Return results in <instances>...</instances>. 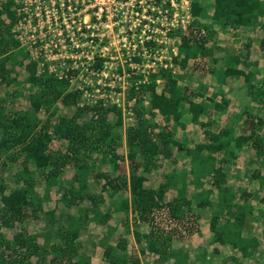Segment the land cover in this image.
<instances>
[{
	"label": "rangeland",
	"instance_id": "rangeland-1",
	"mask_svg": "<svg viewBox=\"0 0 264 264\" xmlns=\"http://www.w3.org/2000/svg\"><path fill=\"white\" fill-rule=\"evenodd\" d=\"M2 1L4 0H0V2ZM14 2L16 3L17 13L22 15V17L18 24L12 27L10 32L11 38L19 42L18 45L13 48V53L8 60L5 61V58L0 56V63L2 61L7 70L4 79H1L0 74V112H2L3 116L11 118L26 113L35 118L38 124L37 128L47 124L49 127H52L58 121V118L65 117L69 119L77 113L78 108H82L83 112L75 119L79 123L96 119L100 113L106 114L110 123L115 124L118 118L116 110L120 109L121 125L113 131V134H119L115 149V154L119 158H116L115 162L109 161L114 156L112 152L103 153L99 150L91 151L88 155L87 162L92 173L87 175V188L92 189L94 195L100 194L102 196L101 186L104 184L102 183L103 179H100L101 181L93 179L95 173L108 174V170L112 171L116 167V171L125 172L126 174L125 170H127V167L129 168V161L126 159L127 145L125 137L127 128L132 126V123L137 122L136 108L142 112L139 121L148 125L151 132L158 133L165 130V117L158 110L151 111L149 105L150 92L147 90L143 91L140 85L138 89H135L137 91L136 97L140 98H138L140 100L139 103L127 100L126 97L124 100V107L126 109L123 110V105H118L114 101L116 100L114 99V92H118L121 89L127 91V88L132 83L130 78H124V80L115 79L116 74L119 75L120 73L121 76L122 71L127 73L125 71L127 68H122L120 65L121 63L125 67L128 66L123 59L120 61V57L124 52L120 46H123L121 44L125 41H136L140 30L142 35L150 36L155 40V44L149 47L148 51V58L157 61L155 68L157 69V66H159L161 57L167 58L165 59L167 61H171L167 68L170 69L172 75L178 81L179 85L174 90L180 92L183 101L186 98L195 100L196 95L204 96L207 85L209 86L210 83L207 81L205 84L203 80L205 76L213 73L214 63L221 66L219 68L221 71L217 75H220L225 67L228 66H235L239 69L243 68L250 74V80L247 82L238 79L239 76L237 75L231 77L236 80L234 88L230 87L228 90L221 91L220 97L214 94L207 97L206 101L209 99V107L213 106L214 102H216L218 105H222L224 109L230 105V109L229 113L224 112L223 109H216V111L225 113V116L221 118L217 114V118H211V125L207 129L205 126H200L202 130L200 135L207 136L208 131L218 132L222 129L232 130L234 136L244 134L245 132L242 131V128L249 126L251 120L256 122L259 118L262 121L256 126V132L259 136L264 137V67H260L264 64V50H262L264 48V43L262 42V40L264 41V37L262 40L260 38L258 40L254 39L255 36L258 38L261 32V34H264V0L260 1L261 15L253 24L247 27L229 26L226 19L224 22L212 23L211 19L206 16L207 13L202 14L203 18L193 17L191 14L189 15L192 0H14ZM199 2L201 3V0ZM213 5V0H209L205 5L207 6L208 13L212 12ZM95 16L101 21L102 27L95 25L97 24ZM142 19L147 20L146 24L138 25ZM105 22L107 23L104 24ZM89 23H93L94 25L93 29H90L94 37H91L83 30V26ZM202 24H205L207 29ZM247 29H250V31H248L247 38H245L241 31ZM189 31L192 32L193 38H200L201 41L204 39L205 51L199 53L197 57L189 59L184 65L179 62L175 63L173 57L179 50L181 35ZM251 37L253 38L251 39ZM90 38H94V41H90ZM95 38H98V40ZM100 38H103L102 42L107 47L99 46ZM109 41H111V46H108ZM96 49L104 50L103 55L106 57L100 58V61L103 60L102 64H106L109 72L107 78L101 80L100 83L95 81L96 77L92 73V71H97V68H101L100 63L98 64V61L94 60L91 56ZM253 51H256V53L260 51V56L263 55L262 60L258 58L253 59V57H256L252 55ZM98 52L101 53V51ZM110 54H118V58L109 59ZM232 56H237L239 61H233L234 57ZM30 59L37 60L35 68L36 76L45 72L51 75L52 72H55L64 77V74L70 72L68 80L63 79L67 83L66 90L78 93L77 104H66L60 97L51 106H47V108L42 107L38 112L32 113L31 100L34 94L37 93L38 87L26 81L27 71L23 65ZM215 59H218V61L213 63ZM139 69L141 70V68ZM8 79H10L9 83H7ZM87 79H91V81ZM164 84L163 80L157 79L156 91H162ZM201 84L205 85L201 86ZM97 87L100 91H93ZM85 88L89 91L84 95L83 90ZM199 89L203 91L202 94ZM242 89L243 91L247 89V92L243 95V101H239L237 92L242 91ZM104 94L108 95L104 96ZM245 98L247 99L246 101L244 100ZM187 100H185L183 105L185 110L189 105ZM93 105H101L102 108L95 113V110L91 108ZM128 108L132 109V114L127 113ZM181 123L172 131V137L176 138L181 144L182 149H178L176 146L175 148H173L174 146H169V154L167 156L159 155L154 168L145 172L141 166L138 171L143 175L148 173L150 178L147 177V180L161 183L166 174L174 172L177 169L186 171V168H189L190 171L186 173L188 179L192 180L194 184L195 182L198 184L200 176L203 179L205 178V174L210 175L212 182H207L210 184H204L202 188L210 189L212 187L218 193L215 185H213L214 177L212 175V171L219 161V158L215 157L217 154L213 157L208 154L209 157L207 159L200 157V152L196 149L198 139L193 137L195 134L192 130L193 126H184L183 121ZM169 126H172L171 123H169ZM170 129L168 127V130ZM205 130L208 131L206 132ZM228 139L230 138L227 137L226 140ZM66 145L65 139L54 138L49 143V150L51 152H56L57 150L64 152ZM244 149L245 153L239 156L237 161L239 162V167L236 166V162L222 165L224 172H229V175L225 174L226 179L228 178V182L233 183L234 187H238L236 185L237 179L231 177V174L236 173L237 170L241 171L243 175L242 180L244 178L246 180L249 177L253 180L256 173L264 175V142L262 153H260L261 157L256 154L255 149L249 143H247V147ZM11 152H3L0 156V184L5 187L4 194H10L16 188L22 187L24 184L23 177L33 178L34 184L31 189L34 194V201L41 203L42 211L38 213L37 217H30L22 223L15 222L12 227L6 228L0 226V235L5 239L11 238L17 232H22L40 251L44 250L45 247L47 249V246L50 244H60L63 242L61 238L64 232L63 229L66 228L68 222H72V220L78 218L80 214L79 210L83 212L87 211L90 221L85 223V227L79 229L76 242H78V252L80 255H87L89 258H93V255H95L99 259L106 244L111 245V242H117V239H114L116 235L114 232H111L109 224L114 227L115 231V223L120 222L119 228H122V230L120 229V234H125V225L129 222V215H122L120 217L119 213L113 211V209L115 206H118L122 198L129 196L127 190L117 195L113 209L111 205L108 207L96 206L89 200L68 208L64 205L61 194L68 186L74 188L79 186L77 183L71 182L74 173V168L71 165L65 166L58 175L56 184L50 186L45 183L34 164H29L28 171L25 172L23 171L24 162L22 157L14 161L9 159L8 154H11ZM218 156L221 157L220 154ZM120 172L118 174H121ZM196 172L201 173V175ZM178 175L180 176V174ZM97 182H101L102 184H96ZM192 186V184H188L189 195L195 189ZM99 188L100 191L97 193L95 190ZM241 191L236 189L234 193L237 196L236 202L242 207L247 208L249 206L250 210V205L258 209L260 208L258 206L264 205V203H261L264 200V191L261 195L252 196V193H249L250 196L245 197L243 195L244 197L239 198L242 193ZM175 193L174 190L167 191L164 196V202L173 198ZM251 196L252 199L249 201L248 198H251ZM106 198L107 193L104 197L105 201L108 200ZM2 205L0 194V207ZM231 207L235 209V206L231 205ZM253 207L252 211L250 210V213L247 214L250 218L254 217V215L252 217L251 213L254 214L256 212L257 214V211ZM52 210L54 212L53 215L49 216L44 213L46 211L51 212ZM107 212L110 213L107 220L108 225H101L96 221H91L93 215H103L107 214ZM261 214L264 215V210L261 211ZM228 216V218L232 217L229 214ZM131 218H133L132 214ZM155 221L159 223L160 228H167L169 219L165 209L158 211L155 215ZM192 222L189 220V225H192ZM116 234L118 235V233ZM143 234H145V242L148 244L149 237L146 236L147 233ZM131 245L134 247L135 244H129V248ZM161 249L164 250L165 254L173 251V249L167 246ZM52 255L32 256L29 258V262H25V264H50ZM97 264H101V261Z\"/></svg>",
	"mask_w": 264,
	"mask_h": 264
},
{
	"label": "trees",
	"instance_id": "trees-1",
	"mask_svg": "<svg viewBox=\"0 0 264 264\" xmlns=\"http://www.w3.org/2000/svg\"><path fill=\"white\" fill-rule=\"evenodd\" d=\"M199 1L192 0L190 7L191 16L203 18V15L207 13L206 16L211 19L212 23L224 22L226 19L229 26L247 27L253 24L261 15L260 1L262 0H213L214 5L211 13L207 12V6H205L209 0H201V3ZM21 17L22 15L17 13L14 0L0 2V56H3L5 61L9 59L13 53V48L19 43L11 38L10 32L12 27L18 24ZM202 25L207 29L205 24ZM202 40L193 38L190 31L184 35L182 34L181 44L177 54L173 57V61L184 65L189 59L197 57L201 52L203 53L205 47L204 39ZM262 42L264 43L263 40ZM180 57L181 59H179ZM232 57H234L233 61H239L237 56ZM23 65L27 71L26 81L38 87L37 93L34 94L31 100L32 113L38 112L42 107L51 106L60 97L66 104H77L78 93L66 90L67 83L63 78L59 79L54 73L50 75L47 74L48 72L36 76L37 60L30 59ZM0 71H2L0 73L1 79H4L7 70L2 61L0 63ZM236 75L239 77L243 76L244 81L250 80V74L244 69L228 66L217 76L218 84L224 83L225 79L222 78H231ZM157 79H161L165 83L160 92L156 91ZM9 81L10 79L7 80V83ZM178 85L177 79L168 68H159L157 72L149 73L148 82L140 85L143 91L147 90L150 92L149 105L151 111L158 110L165 117V130L158 133L151 132L148 125L139 121L142 112L136 108L137 122H139L127 128L125 137L127 144L126 158L129 161L130 169L128 180L125 177L122 179L109 177L107 173H95V176L92 174L93 179L100 180L105 178V182L101 187L107 193V197H114L117 191L128 189L130 197L122 198L115 209L127 214V216L130 212L134 222L148 224L149 231L146 236L149 237V242L147 249L157 253L161 252V248L166 247V244L172 238L184 239L195 232L198 229L197 220L199 217L192 211L191 200L186 195L187 187L183 177H180L175 172H170L165 175L163 182L159 184L157 189H152L143 187L142 183L145 180V176L138 174V170L141 166L145 172L154 168L159 155L167 156L169 154V146H176V148L182 149L181 144L172 137V131L182 122L183 116H187L191 123L204 127L206 123L200 121L201 114H207L210 107L224 109L222 105H218L216 102H214L213 106L205 107L202 100L196 102L193 99L189 100V98H186L189 105L185 110L183 105L186 99L183 101L180 92L174 90ZM136 93L137 91L131 88L128 92L127 100L139 103L140 98L136 97ZM91 108L96 113L102 106L93 105ZM77 110V113L69 119L60 117L52 127L47 124L39 128H37L38 124L35 118L29 114L24 113L7 118L0 112V156L3 152L9 153V151H12L11 154H8L9 159L14 161L22 157L24 162L23 171L25 172L28 171L29 164H34L45 183L50 186L56 184L57 177L62 169L71 165L74 168L71 182H75L79 186L77 188L71 186L65 188L61 194L64 205L71 208L85 200H89L96 206H100L104 201V197L100 194L94 195L92 189L87 188L88 181L86 178L89 173H92L87 162L88 155L91 151L99 150L103 153L112 152L114 156L109 161L115 162L116 158H119L115 154L119 134H113V131L121 125L120 109L116 110L118 118L115 124L110 123L106 114L100 113L96 119L79 123L75 119L80 116L83 109L78 108ZM261 121L259 118L256 122L251 120L249 126L241 127L245 133L236 136L229 129H222L218 132L205 130L206 132L208 131L207 139L209 142L196 146L199 152L207 150L209 155L210 153L212 155L213 153L222 152L220 153L221 158H219L218 165L212 171L214 177L213 185L216 188L221 186L219 188L221 197L218 200L219 209L222 206L225 208L230 207L231 202L234 203L232 205L235 206V209H229L228 214L236 220V224H226L223 229H220L218 226L219 213H217V215L211 217L210 229L224 243L230 244L242 253H246L249 248L255 246L256 239H249L242 234L245 211L239 203L234 202L237 198L236 193L232 192L230 188L227 190V179L222 165L233 161L242 145L247 143L260 156L264 137L257 134L256 126ZM169 123H171V127ZM168 127L171 129L168 130ZM227 137L230 139L226 140ZM54 138L66 140L67 145L64 152L58 150L51 152L49 150V143ZM138 156L140 158H137ZM254 178L261 180L264 187V175L256 173ZM22 180L23 186L16 188L10 194H4L5 187L0 184V194L3 203L0 207V226L2 227H12L15 222L22 223L30 217H37L38 213L42 211L41 203L34 201V194L31 189L34 179L25 176ZM169 189H174L176 193L173 198L164 202V195ZM205 192L200 196L203 200L199 205L209 204V200L206 199L211 190ZM241 192L239 198L250 196L249 192L245 190ZM164 209L168 215L169 223H167V228H160L159 223L155 221V215L158 211ZM79 212L78 218L68 222L66 228L63 229L64 232L61 235L63 242L50 244L47 249L45 247L42 251L38 250L22 232L15 233L9 239H5L0 235V264H25V262H29V258L32 256H45L48 254H53L50 264H90V259L87 255L79 254L78 244L76 243L79 229L85 227V223L89 221L87 211L79 210ZM44 213L50 216L54 212L52 210ZM109 216L108 212L103 215L95 214L92 216L91 221L108 225ZM189 220L193 221L192 225H189ZM110 227L111 232H113L114 227L109 224ZM134 233L137 240H140V234L137 231H134ZM117 246L124 249L123 243H119ZM103 254L106 264H139V258L136 256L122 258L113 255V248L108 244L105 245Z\"/></svg>",
	"mask_w": 264,
	"mask_h": 264
},
{
	"label": "crops",
	"instance_id": "crops-1",
	"mask_svg": "<svg viewBox=\"0 0 264 264\" xmlns=\"http://www.w3.org/2000/svg\"><path fill=\"white\" fill-rule=\"evenodd\" d=\"M248 31H250V29L241 31V32H243L242 35L245 38H247ZM244 33H245V35H244ZM261 33H260V36H258V38L255 36L254 39L258 40L260 38V40H262V38L264 37V34H261ZM252 38L253 37H251V39ZM258 52L259 53H256V51L252 52V55L256 56V57H253V59L258 58V59L262 60L263 55L260 56L261 53H260V51H258ZM213 57H215V56L213 55ZM216 61H218V59H215L213 61V63ZM213 65H214L213 73H210V74H208V76H205V78L203 80L205 82V84L207 83V81H209V83H210L209 86L207 85V90L204 93V96L196 95V98H194L195 99L194 101H196V102H199L202 100L205 107H207L209 105V102H208L209 99H208V101H206L207 97H210L211 94H214V95H217V97H220L219 94L221 93V91L228 90L230 87L234 88L235 81H236L232 78L227 77V79H225L226 81L224 83H222L221 85H219L218 84L219 81L217 80V78H218L217 73H220L221 69H219V68L221 66H219L215 63ZM260 67H264V64L261 65ZM241 69H243V68H241ZM238 79L244 80V77L240 76ZM245 82H247V80ZM205 84H201V86H204ZM243 89H244V87H243ZM243 89H242V91L238 90L239 92H237V94H238L237 98L239 99V101H243V97H244L243 95L247 92V89L245 91H243ZM199 91H201V94L203 93L202 90L199 89ZM234 94H235V92H234ZM244 100L246 101L247 99L245 98ZM232 105H234V104H232ZM229 109H230V105L228 108L226 107V109H223V111L229 113ZM217 114H219L221 116V118L223 116H225V113L216 111V109L213 107H210L208 109L207 114H201L200 115V121L206 123V126H205L206 129L208 126L211 125V120H212L211 118H217ZM182 121L184 123V126H193L192 130L196 134V135L194 134L193 137H196L198 139L197 140L198 144L209 142V140L207 139V136H204L203 134L200 135L202 130H201L199 124L191 123L187 116H183ZM124 145H125V142H124ZM245 147H247V144L242 145V148L237 153V157L235 159H233V161H231V163L236 162L237 167H239V165H238L239 162H237L238 158H239V156H242L245 153V151H244ZM173 148H175V146ZM252 151H253V149H252ZM220 153L221 152L213 153L212 156L217 154L215 157L221 158L220 156H218V154H220ZM208 154H209V152L207 150H204V151L200 152V157H205L207 159V157H209ZM210 155H211V153H210ZM137 158H140V156H138ZM122 162H124V161H122ZM125 162L127 164L126 160H125ZM107 166H108V164H107ZM116 169L117 168L115 167V169L112 171L108 170L109 177H117L119 179H122L121 177L125 176V178H127V180H128L129 173H130V169L128 167H127V170H125L126 174H125V172L121 173L120 171H116ZM189 171H190L189 168H186V171H180L177 169L174 172L177 174H180V177H183L185 179L186 187H187L186 188V195L191 200L192 211H194V213L199 217V219L197 220V223H198L197 228L198 229L184 239L173 238L169 243H167V247L173 249V251L171 253L170 252L167 253L170 255L165 254L164 250H161V252L157 253V252H153V251L147 249V242H145V234H143V233H148V230H149L148 224H146L144 222H139V223L136 222L135 223L134 221H132L131 213L129 212V214H128L129 215V222H127L128 225L124 224L125 225L124 233L125 234L127 233V235L120 234V229L122 230V228H119V225L121 223L120 222L115 223L116 229L113 232L116 235V236L114 235L115 236L114 239H117V242H115V243L111 242V247L113 248V255H116V256L122 257V258L123 257L129 258L130 256H136L137 258H139V264H264V215L261 214V211L264 210V205L258 206V207H260L259 209L256 207H253V205L252 206L250 205L251 211H252V207L255 211H257V214H256V212H254V214L251 213L252 217L254 215L253 218H250V216H247V214L250 213L249 206H247V208L244 206L242 207L245 211V219H244V222L242 224L243 225L242 226V228H243L242 234L246 235V237L249 239L255 238L256 244H257V245L255 244V246L249 248L246 253H242L240 250L233 248L230 244L224 243L223 240L220 237H218V235L214 234V232L211 231V229H210L211 217L217 215V213H219L218 226L220 227V229H223L224 225H226V224H228V225L229 224L233 225V223L236 224V220H234L232 217L228 218V210L229 209L234 210V207L230 206V207L225 208L224 206H222L219 209L220 205H219L218 200L221 199V197L219 195L220 194L219 188H221V186L219 188L218 187L216 188L218 193L212 187H210V189L209 188L203 189L202 187H204V186H202V185L210 184L212 182L211 176L205 174L204 177L206 179L205 178L202 179L200 176V181L198 182V184L196 182L194 184V182L192 180L188 179V175L186 174ZM119 172L121 174H118ZM181 173H182V175H181ZM196 173H198V172H196ZM138 174H142V173H140L138 171ZM198 174L201 175V173H198ZM225 174L229 175V172H227ZM148 175H149L148 173L146 175L144 174V176L146 178L142 183L143 187L157 189L160 183H157L156 181L147 180V177L150 178ZM242 176L243 175H242L240 170H237L236 173L231 174V177L237 179L236 185L238 187H234L233 186L234 184L231 182H228V180H227V190H229V188L233 192L236 189L238 191L239 190H245L249 193H252V196L261 195V193L264 191L263 190L264 187L262 186V181L258 180V179L252 180V179H250V177L248 179L246 178V180H244L245 178L242 180V178H243ZM194 178L196 179V177H194ZM102 179H103L102 183H104L105 178H101V180ZM207 182H210V183H207ZM102 183L97 182L96 184H102ZM188 184H192L195 188L194 191L191 193V195H189V193H188L189 192ZM229 185H231V186H229ZM126 190L128 191V189H126ZM126 190L121 189V190L117 191V194L114 195V197H107L106 199H108V200L105 201V199H104V201L100 205V207H108L109 205H111V208L113 209L115 202H116L115 199L117 198V195L123 193L122 191H126ZM169 190L173 191L174 189H169ZM207 190H211V192L209 193V195L206 199V200H209V204L205 203L204 205H201V204L199 205V203H201V201L203 200V199H201L200 196L203 195L204 193H206L205 191H207ZM95 191L97 193H99L100 188L96 189ZM101 193H102V196L105 197L106 192L104 191V189H102V187H101ZM216 193H217V196H216ZM128 195L129 196L127 198L130 197L129 191H128ZM252 196H251V198L248 199L249 201L252 199ZM234 202H236V201H234ZM261 203H264V200ZM232 204H234V203L231 202V205ZM115 207H117V206H115ZM113 211L119 213L118 215L120 217L122 215L127 216V214L120 212V211H117L115 208L113 209ZM258 212H259V214H258ZM101 225H105V223L101 224ZM127 226H129L130 229H129V227L127 229ZM129 230H130V232H129ZM134 231H137L140 234V236H141L140 240L136 239ZM116 233H118V235ZM76 243L78 244V242H76ZM116 243L117 244L123 243L124 249L119 248ZM132 243L135 244L134 247L131 245V247L129 248V244H132ZM79 251H80V249H79ZM103 252L104 251L102 250L101 255L99 257L100 260L98 258H96L95 255H93V258H89L90 264H97L99 261H101V264H106V262L104 260Z\"/></svg>",
	"mask_w": 264,
	"mask_h": 264
},
{
	"label": "built area",
	"instance_id": "built-area-1",
	"mask_svg": "<svg viewBox=\"0 0 264 264\" xmlns=\"http://www.w3.org/2000/svg\"><path fill=\"white\" fill-rule=\"evenodd\" d=\"M190 14H191V11L189 12V15ZM61 15H62V13H61ZM95 17L97 19L96 20L97 24H95V25H97V26L99 25L102 27L101 21L98 20L97 16H95ZM146 21H147L146 19H142L138 25H145ZM106 23L107 22H105L104 24H106ZM83 27H84L83 30H85L88 35H90L91 37H94L93 33L90 32V29H93V27H94L93 23L85 24ZM137 35H138V38L136 39V41L135 40L130 41V42L125 41V42H123V44H121L123 46H120V48L123 49L125 52V54H124V52L122 53V55L120 57V61L123 59V61L128 66L125 67L121 63H120V65L122 68H127V69H125V71L127 73L122 71L121 76H120V73H119V75L118 74L115 75V77H116L115 79L116 80H124V78L125 79L130 78L132 80V83L127 88V91L126 90L124 91L121 89V90H118V92H114V94H115L114 99H116L114 101L118 105L122 104L123 110L126 109L124 107V100L126 99L130 89L131 88L138 89L139 85H141L142 83L148 82L149 73L154 72V71L158 70L159 68H167L171 62L170 60L169 61L165 60L167 58L161 57L159 66H157V69H156L155 65H156L157 61L155 59L151 60L148 58L149 57L148 56L149 47H151L152 45L155 44V40L150 36L142 35L141 30L139 31V33ZM95 37H97V36H95ZM90 39H91L90 41H94L93 40L94 38H90ZM95 39L98 40V38H95ZM100 39H101V41L99 42V46L100 47H107V45L102 42L103 38H100ZM87 43H89V42H87ZM111 45H112L111 41H109L108 46H111ZM102 49H104V48H102ZM102 49L94 50L93 54L91 55L94 60L98 61V64L100 63L99 65L101 67V68H97L98 70L95 72L92 71V73L96 77L95 81H97V83H100L101 80H105L108 76V73H109L106 64H102L103 60L100 61V58L106 57L103 55L104 50H102ZM98 51H101V53H99ZM140 57H146V58H140ZM117 58H118V54H115V55L110 54L109 55V59H117ZM143 59H145V60H143ZM110 62H112V60H110ZM139 68H141V70ZM52 73H54L60 79L64 78V79L68 80V78L70 76V74H69L70 72L64 74V77H63V75H58L55 72H52ZM87 80L91 81V79H87ZM95 90L97 92L100 91L98 87H97V89H94L93 91H95ZM87 91H89V90L85 88L83 90V94L85 95L86 93H88ZM107 95L108 94H104V96H107ZM110 96L112 97V95H110ZM127 113L132 114L133 113L132 109L128 108ZM132 124L134 125L135 123H132Z\"/></svg>",
	"mask_w": 264,
	"mask_h": 264
}]
</instances>
